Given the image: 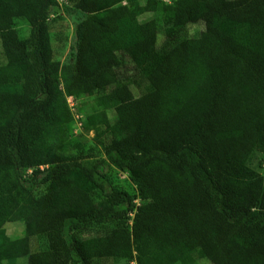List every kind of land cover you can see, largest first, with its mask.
Returning <instances> with one entry per match:
<instances>
[{"label":"trees","instance_id":"trees-1","mask_svg":"<svg viewBox=\"0 0 264 264\" xmlns=\"http://www.w3.org/2000/svg\"><path fill=\"white\" fill-rule=\"evenodd\" d=\"M57 2L0 0V264H264V176L252 165L264 161V0H76L85 18L70 64L50 39ZM190 24L203 30L188 36ZM132 82L140 92L107 117L102 151L137 195L98 201L96 168L64 154L68 99ZM94 228L109 233L73 235Z\"/></svg>","mask_w":264,"mask_h":264},{"label":"rangeland","instance_id":"rangeland-1","mask_svg":"<svg viewBox=\"0 0 264 264\" xmlns=\"http://www.w3.org/2000/svg\"><path fill=\"white\" fill-rule=\"evenodd\" d=\"M60 3L57 8L51 12L48 22L50 39L53 47L57 52V59L62 64H70L74 61L76 47L75 26L84 20L85 16L75 10L74 3L76 0H58ZM58 3V2H57ZM149 18L144 15L142 19ZM161 18H159L160 20ZM161 23V31L165 29ZM15 29L21 37L28 36V25L26 22L17 20ZM188 36H194L203 30L201 24H190L186 28ZM163 40V33L159 35V42ZM6 63L3 49L0 41V66ZM141 89L140 84L136 82L127 83L115 90H106L95 94L92 97H79L77 99H68V105L73 114V121L67 132V147L64 152L65 156L76 159L82 163L93 165L96 170V179L100 189L96 191L98 201L105 200V195L111 192H125L129 195L136 196V187L130 182L128 174L120 173L113 169L106 161L102 151V143L108 139L107 117L121 103L135 99L136 91ZM252 165L258 172L264 176V161L262 157L255 154L252 158ZM44 169L43 167L41 168ZM28 173H32L30 170ZM28 175V176H27ZM27 181L24 187L34 197H40L45 187L39 185L41 176L32 178L33 174H25ZM139 200L135 201L138 205ZM7 235L15 240L23 236L22 225L7 224L5 225ZM109 230L106 228L80 229L73 232L76 239L86 241L94 238L108 235ZM40 244L36 239L32 240L31 252L39 250ZM16 264H26L25 259L16 261ZM96 264V263H94ZM97 264H127L126 261L104 260ZM134 264V263H131ZM196 264H209L205 261H196Z\"/></svg>","mask_w":264,"mask_h":264},{"label":"built area","instance_id":"built-area-1","mask_svg":"<svg viewBox=\"0 0 264 264\" xmlns=\"http://www.w3.org/2000/svg\"><path fill=\"white\" fill-rule=\"evenodd\" d=\"M57 1H58V0H57ZM160 1H162V2H164V3H167V4L170 3V0H160ZM58 3H60V1H58Z\"/></svg>","mask_w":264,"mask_h":264}]
</instances>
